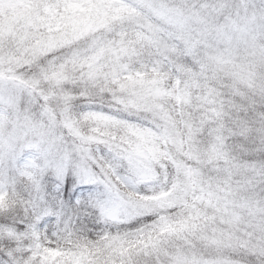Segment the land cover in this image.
Instances as JSON below:
<instances>
[{
	"label": "snow or ice",
	"instance_id": "obj_1",
	"mask_svg": "<svg viewBox=\"0 0 264 264\" xmlns=\"http://www.w3.org/2000/svg\"><path fill=\"white\" fill-rule=\"evenodd\" d=\"M0 264H264V0H0Z\"/></svg>",
	"mask_w": 264,
	"mask_h": 264
}]
</instances>
